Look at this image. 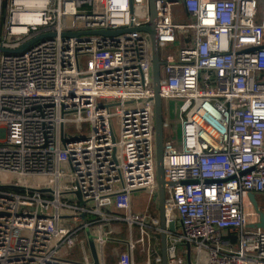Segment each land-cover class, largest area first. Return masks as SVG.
I'll use <instances>...</instances> for the list:
<instances>
[{
    "label": "built area",
    "instance_id": "2783aa9c",
    "mask_svg": "<svg viewBox=\"0 0 264 264\" xmlns=\"http://www.w3.org/2000/svg\"><path fill=\"white\" fill-rule=\"evenodd\" d=\"M7 1L0 48L42 39L0 52V264H94L93 227L108 264L103 224L149 225L133 195L159 197L158 97L168 213L182 229L168 222L169 263L264 264V0H159L160 90L142 31L151 0ZM84 123L89 135L72 129ZM113 264L138 263L118 253Z\"/></svg>",
    "mask_w": 264,
    "mask_h": 264
},
{
    "label": "water",
    "instance_id": "95a60500",
    "mask_svg": "<svg viewBox=\"0 0 264 264\" xmlns=\"http://www.w3.org/2000/svg\"><path fill=\"white\" fill-rule=\"evenodd\" d=\"M159 0H151L152 2V22L151 25L147 28L142 29V31L148 32L152 36L153 42V65H154V76H155V88L156 90H160L161 82L163 79V62L161 58V47H160V40L157 35V29L159 24V13L157 9V2ZM185 1V0H183ZM118 33H109L107 31H100L95 32L94 34H101L104 36L110 35H117ZM55 36V35H52ZM67 36H78L77 34L74 35H67ZM44 38V37H43ZM40 39L33 40L29 43H26L22 47L18 49H2L0 48L1 53H22L29 47L35 45L39 42ZM156 115H157V160H158V191H159V199H160V214H161V229H162V256L164 264L169 263V240H168V200H167V181H166V164H165V131H164V110H163V103L160 97L156 100ZM81 138H73L71 140L66 139L63 135V141L65 144L70 142L80 141ZM138 192H142L141 190ZM79 200L82 204H85L83 201V196L81 193H77ZM264 228V216H263V223L261 225ZM88 238L90 247L92 250V254L94 257V264H101L100 256L98 253V247L96 242V236L92 233L91 230H88Z\"/></svg>",
    "mask_w": 264,
    "mask_h": 264
},
{
    "label": "crops",
    "instance_id": "0c3cea01",
    "mask_svg": "<svg viewBox=\"0 0 264 264\" xmlns=\"http://www.w3.org/2000/svg\"><path fill=\"white\" fill-rule=\"evenodd\" d=\"M178 137V142L182 141V138H179V134H177ZM180 139V140H179ZM152 206H149V210L147 211L148 213V226L147 228L150 229V231H152V236L150 237L152 240V244L146 248V245H142L141 247H131V243H135V231L133 228L130 227V234L125 233V235L128 236H124L123 234V230L121 228V226L123 225H127L126 223L123 222H119L113 225L110 224H103V228L107 231L108 237L110 238L108 245L109 248L111 250L112 253V260L110 261L107 258V249L106 246L104 248V253H105V257H106V261L108 262V264H113L115 261V257L117 256L118 253H131L132 255H136V260L138 264H145L146 262L152 260L155 258V255H163V249H162V229H161V214H160V199L158 198H152ZM136 213L138 214L139 212L136 211ZM144 215H146L145 213H142ZM168 222L170 223V225L172 224L171 228L175 229V231L179 232L178 230H180L181 232V225H180V221H179V216L177 214H169L168 213ZM158 223V224H157ZM108 229H107V227ZM117 229L119 230V232L117 231ZM143 229V228H142ZM97 229L95 227L92 228V231H96ZM128 230V229H127ZM94 235H96L97 233L92 232ZM150 235V234H149ZM89 240V238H88ZM236 241V239H235ZM190 249V248H189ZM152 250L156 251V253H152ZM192 258V257H191ZM189 259V258H188Z\"/></svg>",
    "mask_w": 264,
    "mask_h": 264
},
{
    "label": "rangeland",
    "instance_id": "374dc122",
    "mask_svg": "<svg viewBox=\"0 0 264 264\" xmlns=\"http://www.w3.org/2000/svg\"><path fill=\"white\" fill-rule=\"evenodd\" d=\"M174 12L179 13L180 14V20L184 21L186 18V15L181 11V7L175 6L174 7ZM0 15H1V24H0V30L1 33H5V30L8 26V16H9V2L7 0H4L3 5L1 7L0 10ZM1 36V35H0ZM1 56V53H0ZM214 81V78H209L208 82ZM205 87L210 85H207V82H205ZM180 117L177 116L176 112L174 111L172 113L171 116V123L173 125V130L178 127V134H179V138H182V123L180 121ZM73 130H76L77 133L79 135L82 136H87L91 133V124L89 123H84V124H80L77 125L75 127L72 128ZM69 131L71 130V128L68 129ZM180 140V139H179ZM134 198V210L135 212H139L138 215L143 216L144 214L142 213H148L147 211L150 209L149 206L151 207L152 204V195L150 192L145 191V192H136L133 195ZM65 201H70L69 198L65 199ZM107 227V226H106ZM122 230H123V235L124 236H128L125 235V233L128 232V234H130V226L129 225H123L121 226ZM108 229V227H107ZM128 229V230H127ZM117 231L119 232V230L117 229ZM135 244L137 247H141L142 245H146V248L149 247L152 244V240H151V236H152V231H150V229H148L147 227L141 229V228H135ZM98 231L96 230L95 233H97ZM152 233V234H151ZM150 234V235H149ZM106 249H107V258L111 261L112 260V247L111 249L109 248V245H106ZM113 251V250H112ZM189 264V263H188Z\"/></svg>",
    "mask_w": 264,
    "mask_h": 264
},
{
    "label": "bare ground",
    "instance_id": "6f19581e",
    "mask_svg": "<svg viewBox=\"0 0 264 264\" xmlns=\"http://www.w3.org/2000/svg\"><path fill=\"white\" fill-rule=\"evenodd\" d=\"M41 16L39 14H35L33 16H24L19 15L17 21L20 25H27V24H38L41 22ZM24 23V24H21ZM15 31H26L25 27H16Z\"/></svg>",
    "mask_w": 264,
    "mask_h": 264
},
{
    "label": "trees",
    "instance_id": "16d2710c",
    "mask_svg": "<svg viewBox=\"0 0 264 264\" xmlns=\"http://www.w3.org/2000/svg\"><path fill=\"white\" fill-rule=\"evenodd\" d=\"M185 20H186V18H185ZM185 20H184V21H185ZM180 21H181V20H180ZM182 22H183V21H182ZM235 239H236V238H235ZM236 240H237V239H236Z\"/></svg>",
    "mask_w": 264,
    "mask_h": 264
}]
</instances>
